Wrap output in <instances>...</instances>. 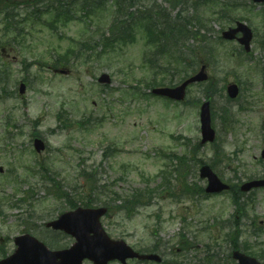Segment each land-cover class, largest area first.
Instances as JSON below:
<instances>
[{
    "label": "rangeland",
    "instance_id": "374dc122",
    "mask_svg": "<svg viewBox=\"0 0 264 264\" xmlns=\"http://www.w3.org/2000/svg\"><path fill=\"white\" fill-rule=\"evenodd\" d=\"M158 4L163 2L159 0ZM190 4L191 1L187 6ZM219 8L222 6L204 5L198 12L208 25L209 31L204 33L206 38L213 47L218 48L219 64L207 68L213 85L208 89V83L203 87L200 84L190 86L185 104L135 95L134 90L130 89L137 82L153 77L143 62L147 51L143 38H138L133 45L124 46L123 50L121 47L109 54H98L101 46L95 45L99 40L96 27L106 29L109 22L106 15L97 16L93 20L94 26L89 27L85 21L73 22L54 34L37 25L34 35L11 48L9 56L14 80L11 88L18 91V83L23 77L30 84L25 95L0 100V168L3 169V173L0 172V200L4 215L0 217V260L14 253V239L23 233H30L50 244L52 241L49 239L54 236H50L43 224L70 211L66 205L67 198L60 199L62 192L69 195V199L74 197L76 189L86 188L87 191L83 190L89 192L87 181L90 173L98 177V185H105L108 190L103 198L101 195L94 197L99 202L106 200V195L111 192L109 188L124 195L143 190L151 182V187L161 185V179H155L158 173L165 168L173 170L175 165L174 161H165L164 156L158 154L161 150L175 152L176 155L192 152L190 158L196 155L198 159L210 163L215 147L222 143L226 156L230 157L218 165V172L225 182H239L242 185L251 174L264 176V159L261 157L264 150V53L261 48L264 40V6L249 4L235 13L232 19L244 21L255 33L251 53L253 60L245 59L242 63L231 56L240 47L237 42L220 44L217 40V34L235 25L214 16ZM189 12L195 15V10L190 9ZM31 27L27 26L28 29ZM71 39H75L76 44H72ZM82 41H92L98 53L83 50L84 54L74 62L59 65L56 70L49 67L57 54L65 55L74 48L79 49ZM194 45L190 41L189 49ZM24 59L28 63H35L28 67L29 71L24 70ZM199 70L200 66L195 69L196 72ZM186 72L176 76L175 84L179 85L185 80V73L190 77L194 74L192 70ZM104 73L112 77V83L107 88L98 83ZM229 84H239L241 88L237 101H231L227 95ZM142 92L150 93V90L144 88ZM208 99L212 102L217 145H200L195 150L196 144L201 141L200 107ZM241 106L249 110L243 111ZM61 112H66L63 118L69 121H58L57 115ZM232 118L234 129H228ZM82 122L86 125H80ZM10 132L12 142L7 138ZM34 132L46 144V150L41 154H37L33 147ZM179 136H182L181 140L175 139ZM185 137L192 142V147L188 149L181 146ZM45 168L49 171L46 172ZM198 170L197 178L191 176L189 182H198L205 187L206 182L200 180ZM151 177L154 179L149 182ZM55 181L60 182L61 187H57ZM59 187L61 190L57 191L60 192L57 195L55 191ZM175 190L177 198L165 195L162 200L158 199L153 205L140 209L132 217L110 212L102 219L105 230L113 239L125 240L140 251L152 247L157 238L162 250L166 246L173 249L176 246L177 249L179 234L185 228L188 229L187 237L196 239V249L187 254L188 261L195 264L203 260L204 245L209 242V233L204 230L214 223L215 216H220L219 221H222L235 213L231 195L221 194L209 199L197 195L185 197L179 189ZM252 193L246 195L250 198L243 195L244 201H251L254 205L249 219L238 218L244 231L240 243L248 242L254 252L262 253L264 189ZM15 202L21 206L11 208ZM254 218L263 229L258 234H253L250 228ZM155 231L157 235L153 237ZM55 236L54 241L58 245L63 244L60 243L61 238H65L62 241H68V245L71 243L69 237ZM219 242L225 248L224 253L217 252L224 259L223 264H234L228 258L232 246L223 240ZM183 256L173 258L181 261ZM259 260L264 264V259ZM129 264L158 263L134 261Z\"/></svg>",
    "mask_w": 264,
    "mask_h": 264
},
{
    "label": "trees",
    "instance_id": "16d2710c",
    "mask_svg": "<svg viewBox=\"0 0 264 264\" xmlns=\"http://www.w3.org/2000/svg\"><path fill=\"white\" fill-rule=\"evenodd\" d=\"M204 1H207L209 4L215 2V0H198L195 4H199V7H201ZM31 2H34V10L24 16L21 13L20 5L28 6L31 5ZM188 2L189 0H163V3L168 4L172 11L179 9L181 5L183 6L182 11H179V14L173 17L169 9L158 4V0H0V19L3 21L5 27L2 35H0V63H5L4 59L10 51L8 48L9 46L12 48L16 43L20 44V41L23 42L29 36L33 35V32H31L33 25H49V29L55 31V29L59 27L58 25L67 26L68 23L75 20L80 13L82 14V18L91 19L93 16L99 15V13L105 14L110 11L109 14L112 15V26L109 30V35L104 34L102 36L100 43L102 50L98 54H109L112 51H116L117 47H122L123 50L124 46L135 44L138 36H141L147 48L144 64L155 72L153 80L144 81V86L149 89L155 86H164L166 84L174 86L176 75H182L187 70H192L194 72L202 63L207 64L209 67L218 65L216 53L213 47L207 44L208 39L206 38V34L202 32L204 30L208 32L207 23H204L205 19L196 13L193 16L188 15L189 11L186 9ZM246 3L247 1L242 4L237 2V0H231L230 3H225L226 5H224L225 9L229 10V16H227L226 13L222 14V11H220L219 14L216 13L214 16L217 17V19L230 23V19H234L235 13L241 8H244V6L247 5ZM195 4L188 8H196ZM47 15H50L51 21L44 20V17ZM42 20H44L43 23H47V25L41 24L40 22H42ZM0 23L2 22L0 21ZM28 23H31L32 27L30 29L27 28V26H29ZM191 40H194L196 45L191 47L192 49L190 50L187 44ZM83 46L88 49L82 48L75 54H72V51L68 52L69 59L61 57L63 55H60L57 59V64H59L61 60H64L62 64L70 62L71 55H75V58H77L82 53L83 49L85 51H93L94 54L97 53L94 46H87L86 44ZM149 49L151 51H148ZM74 52H76L75 49ZM4 53L7 54H5V58ZM10 73L11 71L9 68H5V70L0 68V86L2 91L4 90L3 86H10ZM186 73L185 77H188V73ZM212 85V82H209L207 89L211 88ZM7 97L9 99L13 98L11 89L7 92ZM181 145L188 149L192 147V142L186 140L183 141ZM198 147L199 145L196 144L195 150L198 149ZM193 154H195V152H193ZM190 156H192V152H187L176 158L170 159L171 162H175L174 167L176 170L174 173L176 176V187H178L184 196L198 195L202 198L205 196L204 188L197 183L190 184L189 179L191 176L197 178V168L199 165L204 164V161L203 159H198L196 155L191 158ZM224 158H226V156L221 148L217 146L215 149V158L211 162V166L216 170L219 163L224 161ZM89 181L88 184L91 188L96 189L91 191V196L93 193H100L101 188L105 189L104 186L98 187L97 180L93 173ZM54 183L57 187L61 185V183H57L56 181ZM60 187L58 190H61ZM176 187L171 184L170 178L164 177L163 184L154 189L148 188L145 191H136L126 196L112 193L109 195H112L111 199L108 200L106 198L105 205H108L110 207V212L114 214H125L130 217L136 214L140 208L150 206L157 197L163 198L168 194L170 198H177L174 194ZM235 188L239 191L238 185L235 186ZM234 190L235 189H233V191ZM106 191L107 190H105V194ZM62 194L61 200L67 196L64 192ZM240 197L237 193H234V203L237 205L239 212L242 210L246 213L245 217H247L249 215L248 212L245 208L240 206ZM88 201L92 204L91 200L88 199ZM118 201H121L120 205L117 204ZM77 202L78 200L75 198L69 199L68 195L69 207L75 208ZM216 226L217 225L212 226L209 232L211 235H218L219 230L223 232L224 229L227 228ZM229 227L232 226L229 225ZM239 237L240 235L234 231L226 234L227 241L232 240L237 242ZM210 239L219 241V238L215 236L210 237ZM237 244L238 243L235 244L234 248H239ZM194 249H196L194 242H191L185 238V234H182L178 248L172 249L173 251L170 253L173 256H184L182 261L178 260V262H171L170 264H194L187 259V254ZM167 250H161L157 243L153 248L146 249L145 251L169 254ZM178 250L181 252H178ZM244 252L256 258L258 257V253L251 252V247L249 245L245 246ZM212 253H216V248L213 249L209 244L205 245L204 259L199 260L195 264H220L222 260H220V258H215V255L210 256ZM261 258L264 259V253L261 255Z\"/></svg>",
    "mask_w": 264,
    "mask_h": 264
},
{
    "label": "water",
    "instance_id": "95a60500",
    "mask_svg": "<svg viewBox=\"0 0 264 264\" xmlns=\"http://www.w3.org/2000/svg\"><path fill=\"white\" fill-rule=\"evenodd\" d=\"M256 3H264V0H253ZM237 33H242L239 39L246 51H250L253 33L251 29L241 23H238L236 29L230 30L223 34V38L234 40ZM205 68L201 73L186 81L180 87L175 89H157L155 94L168 97L173 100L181 101L184 99L186 89L189 85L196 82L207 80L204 74ZM100 82L109 83L110 79L107 75L100 78ZM24 89V88H23ZM22 89V93L24 90ZM231 98H236L239 94L237 85L228 88ZM201 131L202 144L213 142L216 138V132L212 127L211 107L206 102L201 108ZM38 152L45 149L42 141L37 140L35 143ZM201 178L208 181L207 193H221L228 190L229 187L221 182V180L213 173L210 167L205 166L201 169ZM264 185V182H252L243 187V191ZM106 208L99 209H78L75 212L63 214L57 221L48 224L55 230L64 231L76 238L75 245L68 251L51 252L44 244L40 243L33 237L25 236L17 239L19 249L7 260L0 264H82L85 259L93 261L95 264H108L110 261L119 260L126 264L128 259L152 260L160 261L157 255H140L134 252L125 242L112 240L104 231L101 225V218L107 214ZM234 259L239 264H260L255 259L246 257L239 252L234 254Z\"/></svg>",
    "mask_w": 264,
    "mask_h": 264
},
{
    "label": "flooded vegetation",
    "instance_id": "af4514ba",
    "mask_svg": "<svg viewBox=\"0 0 264 264\" xmlns=\"http://www.w3.org/2000/svg\"><path fill=\"white\" fill-rule=\"evenodd\" d=\"M66 240V239H65ZM2 242H4L5 240L4 239H1ZM60 243H63L62 245H56L54 247H52L53 249H56V250H63V249H68V241H60Z\"/></svg>",
    "mask_w": 264,
    "mask_h": 264
}]
</instances>
